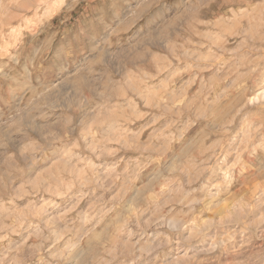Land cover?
<instances>
[{"label": "rangeland", "instance_id": "374dc122", "mask_svg": "<svg viewBox=\"0 0 264 264\" xmlns=\"http://www.w3.org/2000/svg\"><path fill=\"white\" fill-rule=\"evenodd\" d=\"M0 264H264V0H0Z\"/></svg>", "mask_w": 264, "mask_h": 264}, {"label": "bare ground", "instance_id": "6f19581e", "mask_svg": "<svg viewBox=\"0 0 264 264\" xmlns=\"http://www.w3.org/2000/svg\"><path fill=\"white\" fill-rule=\"evenodd\" d=\"M128 58V57H127ZM125 66V65H124ZM128 72V71H127Z\"/></svg>", "mask_w": 264, "mask_h": 264}]
</instances>
